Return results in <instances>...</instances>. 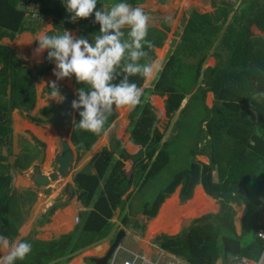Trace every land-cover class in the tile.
I'll return each mask as SVG.
<instances>
[{"label": "crops", "instance_id": "crops-1", "mask_svg": "<svg viewBox=\"0 0 264 264\" xmlns=\"http://www.w3.org/2000/svg\"><path fill=\"white\" fill-rule=\"evenodd\" d=\"M37 2L36 5L32 2L24 6L25 10L28 6L33 7L38 15L37 19L32 20L28 15L19 34L12 38L9 36L0 38V167L2 166L0 176L7 178L9 183L8 191L0 188L2 190L0 200L7 212L4 221L8 227L5 230L10 236L7 237L8 249L0 252V255H6L16 240H26L32 244V251L25 259L17 260L16 264H94L93 259L102 258L117 232L123 230L125 237L120 244L128 250L143 253L151 259H160L163 264H188L182 257L162 250L161 239L163 236L179 235L195 219L219 213V200L207 195L202 184L198 183L194 186L190 198L185 201L180 199L182 184L178 185L173 193L164 199L153 218H149L145 210H142L143 201L154 197L155 193L163 189L166 183L172 182L178 173L188 172L194 164L210 163V153L206 147L210 136L206 132V122L201 113L205 111L204 108L210 109L213 106L214 95L204 89L203 78H207L210 68L217 66L219 57L214 55L206 57L201 67L199 83L191 90L194 93L197 92V88H202V92H206L203 103H189L192 96L190 93L183 99L179 110L168 117L165 110L166 97L149 95V102L158 119L156 126L163 134L162 141L169 143L171 148L170 161L161 171L159 183L150 179L144 187V194L141 193L127 202L125 212L117 207L105 213L107 208H102V215L106 214L110 225L102 232V239L86 246L84 238L78 243L71 237L82 236L83 223L93 211L94 204H99L98 199L102 195L104 182L110 170L101 180L98 191L89 205L82 196L84 189L81 187L84 182L86 183V177L77 178V175L95 174L91 160L93 156L105 150L115 149L119 152L124 151L131 157L136 156L141 147L131 141L130 129L138 115H132V108L116 107L113 122L105 125L95 143L88 148L85 141L73 139L74 122L76 123L79 109H73L69 129L55 126L51 121L52 113L61 102L52 96V92L55 91L52 82H55L56 89L62 95L65 91L71 92L73 100L78 99L77 90L84 86L82 84L80 86L74 76L57 79L54 75L55 63L47 56L48 49L36 53L34 50L37 42L33 39L42 30H48L49 34L68 30L74 37L84 36L91 43L99 25L92 22L91 16L90 19H82L77 23L70 22L65 17L66 10L60 0ZM116 2L118 0H97V7H103L106 11ZM127 2L134 7H142L149 16L146 39L151 41L152 47L148 58L150 62L155 61L157 66H161L163 63L160 62L167 58L168 48L175 47L181 37L180 34H183L191 20L195 18L198 24L204 22L205 25L209 23L221 27L219 38L227 21L239 10L242 0H127ZM223 22L224 25H221ZM261 36L264 37V33ZM212 45L215 50L218 47V39ZM154 98L161 100L157 105L161 108V114L166 121L160 120L159 111L153 104ZM179 119L184 140L182 149L176 150L172 147L178 145L174 142V135L178 132L175 122ZM62 141L68 142L74 154L68 175L49 182L46 186H36L34 180L37 177L48 176L57 167L56 159L61 151ZM80 143H84V147ZM250 143L253 144V141ZM76 144L78 148H74ZM173 149L177 152L176 156ZM114 154L115 160L123 161L124 174L134 172L133 165L131 166L128 159L124 161L117 152ZM172 166L176 168L168 172V168ZM263 174L264 165L257 171L251 184L255 186L256 183H260ZM219 177L218 169L215 167L212 171V182L219 183ZM221 177L224 181L226 174ZM249 188L251 198L248 205L252 207L253 192L256 190L254 187ZM133 190L134 186H131L122 199H126ZM232 190L245 194V190L239 186L233 187ZM229 204L239 246L246 248L254 241H250V238L252 235L255 238V231L257 234L259 229H264V199L258 203L256 211L253 209L246 216L245 200L241 198ZM254 214L257 215L252 218ZM125 215L128 217L127 224L123 223ZM152 225L155 226L154 231L151 230ZM229 256L232 255L218 259L216 264H229L232 259ZM123 257L126 259L128 256L124 254Z\"/></svg>", "mask_w": 264, "mask_h": 264}, {"label": "trees", "instance_id": "trees-1", "mask_svg": "<svg viewBox=\"0 0 264 264\" xmlns=\"http://www.w3.org/2000/svg\"><path fill=\"white\" fill-rule=\"evenodd\" d=\"M37 1L0 0V38L4 36L12 38L19 34L27 18L25 4L33 2L36 5ZM203 24H198L195 18L191 20L183 34H180L181 37L175 47L168 48L165 62L155 68L150 79L138 75L129 77L130 82H135L142 89L140 102L131 107L132 115L138 117L130 129L131 141L139 145L141 151L131 157L124 151L105 150L93 156L91 160L95 174L77 175V178L86 177V183L84 182L81 187L84 189L82 196L89 205L98 191L101 180L110 170L104 182L102 195L98 199L99 204H94L93 211L83 223L82 236L71 237L76 242L80 243L84 238L87 246L103 238L102 232L110 225L106 214L102 215L103 207L107 208L105 213L117 207L125 212L127 202L143 193L150 179L159 183L160 173L170 161L171 148L169 143L162 141L163 134L156 126L158 119L148 97L151 94L166 97V114L168 117L172 116L179 110L185 96L192 93L191 90L199 83L201 67L206 57L214 55L219 57L217 66L210 68L207 78H203L204 89L213 93L214 103L210 109L204 108L205 111L201 113L206 122V132L210 136L206 145L210 153V163L194 164L188 172L178 173L173 181L166 183L167 185L157 191L154 197L143 201L142 210H145L149 218H153L164 199L171 195L178 185L182 184L180 199L185 201L190 198L194 186L201 183L207 195L219 200V213L195 219L184 232L175 237L163 236L160 242L162 250L182 257L188 264H216V261L225 258V255L255 260L260 256L264 243L257 237L256 231L250 246L246 248L239 246L229 203L241 198L245 200L246 216L264 199V174L260 183H256L255 186L251 184L257 171L264 165V37L261 36L264 33V0H242L239 10L227 21L219 38L221 27ZM217 39L218 47L214 50L212 43ZM143 50L148 55L142 57L138 63L150 62L148 58L150 48L147 44ZM120 79L122 75L113 83H119ZM202 91V88H197V92L192 93L189 103H203L206 92ZM115 108L114 106L108 114L105 125L112 123L116 117ZM79 111L76 123L80 119ZM175 124L178 128L174 135V142L178 144L175 149L180 150L184 140L180 119ZM98 136L99 133L75 129L73 139L85 141L88 148L95 143ZM250 141H253V144ZM175 149L174 156L177 155ZM116 152L124 161L129 160L131 166L133 165V173L124 174V163L115 160ZM215 167L219 172V183L212 182V171ZM225 174L226 177L222 181L221 176ZM8 186V179L0 176V188L8 191ZM131 186H134V190L126 199H122ZM235 186L242 187L245 194L233 191L232 188ZM249 187L256 190L253 192L256 204L252 207L248 205L251 198ZM6 213L4 203L0 200V235L9 238V232L5 230L8 227L4 221ZM127 222L128 217L125 215L123 223Z\"/></svg>", "mask_w": 264, "mask_h": 264}, {"label": "clouds", "instance_id": "clouds-1", "mask_svg": "<svg viewBox=\"0 0 264 264\" xmlns=\"http://www.w3.org/2000/svg\"><path fill=\"white\" fill-rule=\"evenodd\" d=\"M60 3L70 22L77 23L91 16L92 22L99 25L98 32L90 43L88 38L74 37L68 30L52 34L42 30L33 39L37 42L34 51L41 53L48 49L47 56L55 63L57 79L74 76L78 83L84 84L77 90L78 99L72 101L73 109H81L79 122H74V127L100 133L114 106L131 108L140 102L142 89L130 82L129 77L138 75L150 79L157 67L155 61L138 63L148 55L144 45L152 47L146 39L149 16L142 7H134L127 0H118L106 11L97 7V0H60ZM121 75L119 83H113ZM52 86L55 88L52 96L62 103L65 97L56 89L55 82ZM8 247L7 237L0 235V252ZM31 251L30 242L16 240L6 255H0V264H16ZM260 256L264 257V252Z\"/></svg>", "mask_w": 264, "mask_h": 264}, {"label": "water", "instance_id": "water-1", "mask_svg": "<svg viewBox=\"0 0 264 264\" xmlns=\"http://www.w3.org/2000/svg\"><path fill=\"white\" fill-rule=\"evenodd\" d=\"M65 99L63 102L54 110L52 113L51 121L55 124L57 128H66L69 129L72 124V115H73V95L71 92L65 91L63 94ZM84 147V143H80ZM79 144V145H80ZM78 144L74 145V148H78ZM74 161V154L68 142H61V151L59 156L56 159L57 167L54 168L53 172L47 175H41L39 178L34 180L36 186H46L49 182L56 181L59 178H65L71 167L72 162ZM125 237V232L120 230L117 232L115 238L110 243L109 248L105 255L100 259H93L94 264H107L111 254L115 248L121 243L122 239Z\"/></svg>", "mask_w": 264, "mask_h": 264}, {"label": "built area", "instance_id": "built-area-1", "mask_svg": "<svg viewBox=\"0 0 264 264\" xmlns=\"http://www.w3.org/2000/svg\"><path fill=\"white\" fill-rule=\"evenodd\" d=\"M27 10H28V13L26 15L27 17L29 15L30 19L32 20L37 19L38 15L33 7L28 6ZM75 221L78 222L77 219H75ZM261 234H264L263 228L257 231V237L261 239L264 243V236H262ZM121 252L126 253L128 257L122 260L119 259L118 261L119 254ZM261 252H264V244ZM257 260H259V264H264V257L261 256H259L258 259L256 260L247 257L234 256L229 261V264H257ZM107 264H163V263L160 261V259H151L148 256L144 255L143 253L128 250L122 245H118L111 254Z\"/></svg>", "mask_w": 264, "mask_h": 264}, {"label": "rangeland", "instance_id": "rangeland-1", "mask_svg": "<svg viewBox=\"0 0 264 264\" xmlns=\"http://www.w3.org/2000/svg\"><path fill=\"white\" fill-rule=\"evenodd\" d=\"M160 35V34H159ZM165 62V60L164 61H161L160 63H164ZM80 84V86H81V84L84 86V84L81 82V83H79ZM154 102H153V104H154V106L158 109V111H159V114H160V120H162V121H164L165 119H164V117H163V115L161 114L162 113V110H161V108H159V106L157 105V103L160 101V103H161V100H158V99H156V98H154V100H153ZM166 121V120H165ZM105 128H103L102 129V131L104 130ZM177 147H178V145L176 146H174V147H172V148H176L177 149ZM83 149H85V148H83ZM21 160V159H20ZM176 167L175 166H172L170 169L168 168V172H171V171H173L174 169H175ZM167 172V173H168ZM252 206H253V204H256V199L254 198L253 200H252ZM254 209V208H253ZM254 211H256L255 209H254ZM255 215H257V214H254L253 216H252V218L253 217H255ZM253 241L254 240V237H253V235L251 236V238H250V241ZM124 254H126V253H124V252H121L120 254H119V258H118V261H119V259L120 260H122L124 257ZM127 255V254H126ZM128 256V255H127Z\"/></svg>", "mask_w": 264, "mask_h": 264}, {"label": "bare ground", "instance_id": "bare-ground-1", "mask_svg": "<svg viewBox=\"0 0 264 264\" xmlns=\"http://www.w3.org/2000/svg\"><path fill=\"white\" fill-rule=\"evenodd\" d=\"M130 146H131V145H130ZM141 212H142V211H141ZM163 215H164V214H163ZM190 215H193V214H190ZM156 226H158V224H157ZM154 229H155V226L152 225L151 230L154 231ZM172 233H173V232H172Z\"/></svg>", "mask_w": 264, "mask_h": 264}]
</instances>
